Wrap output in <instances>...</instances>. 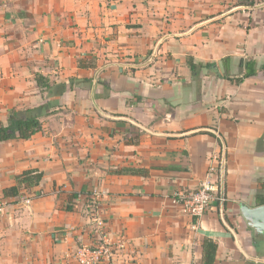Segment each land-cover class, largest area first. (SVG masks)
<instances>
[{
  "label": "crops",
  "instance_id": "0c3cea01",
  "mask_svg": "<svg viewBox=\"0 0 264 264\" xmlns=\"http://www.w3.org/2000/svg\"><path fill=\"white\" fill-rule=\"evenodd\" d=\"M14 115L42 127L0 142V264H82L96 215L126 244L101 264H203L207 239L264 264L240 212L264 204V0H0ZM211 170L224 200L196 218L173 195Z\"/></svg>",
  "mask_w": 264,
  "mask_h": 264
},
{
  "label": "built area",
  "instance_id": "2783aa9c",
  "mask_svg": "<svg viewBox=\"0 0 264 264\" xmlns=\"http://www.w3.org/2000/svg\"><path fill=\"white\" fill-rule=\"evenodd\" d=\"M224 166L223 157L220 159ZM214 171H209L207 176L201 181L198 188L194 190H177L173 195V200L180 204L184 211L195 216L202 217L210 209L213 202L224 200L223 191L219 192V187L213 179ZM220 194V195H219ZM32 197L24 198V203L30 204ZM96 233L100 236L98 241L88 244L78 250V258L82 264H101L103 261L113 260L126 247L123 239L112 241L107 235L106 223L98 215L94 217Z\"/></svg>",
  "mask_w": 264,
  "mask_h": 264
},
{
  "label": "trees",
  "instance_id": "16d2710c",
  "mask_svg": "<svg viewBox=\"0 0 264 264\" xmlns=\"http://www.w3.org/2000/svg\"><path fill=\"white\" fill-rule=\"evenodd\" d=\"M194 68V66L192 65ZM41 122L36 117H19L14 115L10 118L9 124L0 126V142L9 139H29L37 131L41 129ZM124 172L138 173L140 169H124ZM43 177V173L38 170H29L19 176L17 186L5 189V194L17 195L19 187L25 183L32 186L40 182ZM218 244L213 239H207L205 241V253L203 257V264H214Z\"/></svg>",
  "mask_w": 264,
  "mask_h": 264
},
{
  "label": "water",
  "instance_id": "95a60500",
  "mask_svg": "<svg viewBox=\"0 0 264 264\" xmlns=\"http://www.w3.org/2000/svg\"><path fill=\"white\" fill-rule=\"evenodd\" d=\"M240 212L252 228L255 246L260 249V241L264 239V204L251 207L245 203L240 204Z\"/></svg>",
  "mask_w": 264,
  "mask_h": 264
}]
</instances>
